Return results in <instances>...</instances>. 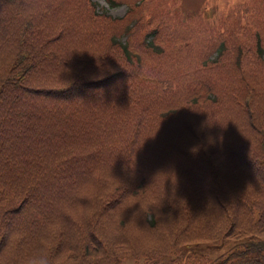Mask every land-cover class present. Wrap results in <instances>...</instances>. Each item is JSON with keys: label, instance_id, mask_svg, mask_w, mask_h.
I'll return each instance as SVG.
<instances>
[{"label": "trees", "instance_id": "16d2710c", "mask_svg": "<svg viewBox=\"0 0 264 264\" xmlns=\"http://www.w3.org/2000/svg\"><path fill=\"white\" fill-rule=\"evenodd\" d=\"M130 2L137 27L154 24L144 40L124 25L118 51L113 32L86 26L102 16L91 0H0V264H121L234 238L242 246L228 256L169 264H264L244 253L264 251V62L253 31L221 26L231 41H215L242 47L243 68L217 67L212 96L203 84L173 90L166 61L194 37L166 12L156 21L162 0ZM35 20L58 39L29 63L20 41Z\"/></svg>", "mask_w": 264, "mask_h": 264}, {"label": "rangeland", "instance_id": "374dc122", "mask_svg": "<svg viewBox=\"0 0 264 264\" xmlns=\"http://www.w3.org/2000/svg\"><path fill=\"white\" fill-rule=\"evenodd\" d=\"M50 1L54 3V0ZM80 1L86 3V0ZM91 2L94 11L102 16L86 17V26L88 28L99 27L113 32L116 36H114L112 43L118 51H120L122 44H125L126 47L128 45L127 39L122 38V34H120L124 25L123 35L138 33L144 40V34L154 24V21H152L141 28L128 24L126 19H129L130 22L138 18L133 15L131 2L127 10L124 4L110 5L105 0H91ZM172 8H176L177 14L172 13ZM163 12H166L167 19L172 27H187V33L193 35L195 40L191 44L180 43L177 49L181 52V56L166 61L164 68L166 78L168 80L178 78L171 87L173 90L181 89V86H183L184 90L189 89L192 91L203 84L208 88L207 95L212 96V89L218 81L216 78L217 67L221 68V65L226 64V67H229L235 73L243 68L240 60L242 47L234 50L235 54H232L230 53L232 49L229 51L223 41L221 43H218L219 40L215 41L219 35L231 41L227 31L221 32V26L230 29L232 25L238 22L248 32L253 31L254 49L264 62V0H162L157 11L156 21L160 20ZM258 34H261L260 39L257 38ZM153 35L154 33L148 34L145 40H150ZM180 35L183 38L186 36L184 32H181ZM194 57H196L195 62L193 61ZM260 64L263 65V63ZM184 65H189L187 70L183 68ZM180 67H182L181 70H179ZM194 72L197 73L195 76L193 75ZM133 73L135 74L134 70ZM243 83L244 81L239 82L237 85L241 86ZM195 99L196 96L194 95L192 100ZM240 240L241 238L216 243L206 241L188 242L180 244L177 250L164 252L150 260H145L142 257L135 259L129 254L122 255L120 259L121 264H169L177 258L182 261L185 256L191 254L216 257L224 253L228 256L229 252L237 251L242 246L236 244ZM244 253L248 256L256 255L258 260L264 262V251H246ZM229 260H227V263Z\"/></svg>", "mask_w": 264, "mask_h": 264}]
</instances>
